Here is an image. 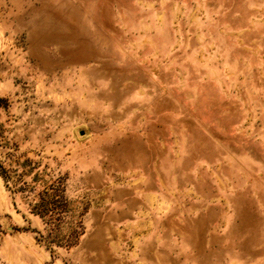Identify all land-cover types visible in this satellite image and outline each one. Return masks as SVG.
Segmentation results:
<instances>
[{
  "label": "rangeland",
  "instance_id": "rangeland-1",
  "mask_svg": "<svg viewBox=\"0 0 264 264\" xmlns=\"http://www.w3.org/2000/svg\"><path fill=\"white\" fill-rule=\"evenodd\" d=\"M0 171V264H264V0H0Z\"/></svg>",
  "mask_w": 264,
  "mask_h": 264
},
{
  "label": "trees",
  "instance_id": "trees-1",
  "mask_svg": "<svg viewBox=\"0 0 264 264\" xmlns=\"http://www.w3.org/2000/svg\"><path fill=\"white\" fill-rule=\"evenodd\" d=\"M0 173L8 185L9 176L2 171ZM12 191L26 198L29 211L41 218L46 229L43 237L48 245L69 247L76 242L82 232L80 214L76 215L74 209L69 207L70 200L65 197L63 188L53 193L43 190L38 199L30 200L26 186H13Z\"/></svg>",
  "mask_w": 264,
  "mask_h": 264
}]
</instances>
